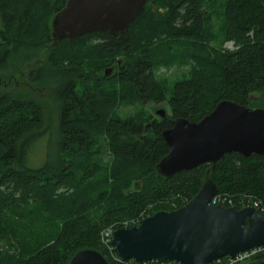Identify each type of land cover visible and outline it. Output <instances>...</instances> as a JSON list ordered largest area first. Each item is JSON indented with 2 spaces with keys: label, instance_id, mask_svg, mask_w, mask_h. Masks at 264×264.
Here are the masks:
<instances>
[{
  "label": "trees",
  "instance_id": "16d2710c",
  "mask_svg": "<svg viewBox=\"0 0 264 264\" xmlns=\"http://www.w3.org/2000/svg\"><path fill=\"white\" fill-rule=\"evenodd\" d=\"M63 4L0 0V264H67L82 249L125 264L104 248L101 231L178 208L196 194L208 168L217 194L239 208L252 201L264 207L260 155L227 153L213 167L171 176L155 168L168 152L161 133L172 120L198 121L223 99L264 109V0H149L116 37L94 31L48 48L51 19ZM217 37L234 48H216ZM175 42L186 50L189 74L167 89L156 66L173 62ZM117 58L116 80L108 81L113 90L105 92L97 72ZM1 76L18 81L9 85ZM44 88L46 99L39 96ZM117 99L166 102L170 112L122 118L109 112ZM48 134L55 139L46 161L30 167L28 145ZM254 250L236 264H264V246Z\"/></svg>",
  "mask_w": 264,
  "mask_h": 264
},
{
  "label": "water",
  "instance_id": "95a60500",
  "mask_svg": "<svg viewBox=\"0 0 264 264\" xmlns=\"http://www.w3.org/2000/svg\"><path fill=\"white\" fill-rule=\"evenodd\" d=\"M149 0H64L53 15L51 26L54 47L62 39L74 40L83 34L102 31L118 36L141 13ZM106 70L104 76H107ZM166 118L162 108L155 111ZM162 138L168 152L155 168L159 175L171 176L200 164L211 167L227 153L264 157V109L235 101L220 100L198 121L178 117ZM206 171L196 194L171 210L147 215L138 225L113 231L111 244L117 255L142 262L153 259L179 264H208L222 257L264 246V217L252 205L212 204L217 186ZM67 264H109L93 249L77 251Z\"/></svg>",
  "mask_w": 264,
  "mask_h": 264
},
{
  "label": "rangeland",
  "instance_id": "374dc122",
  "mask_svg": "<svg viewBox=\"0 0 264 264\" xmlns=\"http://www.w3.org/2000/svg\"><path fill=\"white\" fill-rule=\"evenodd\" d=\"M216 8V6H215ZM215 25H214V32L219 35L220 28L222 25L221 17L219 16L218 13H215ZM226 42H220L219 38L217 37L215 40L211 42L213 46L216 48H221V49H226ZM171 51L170 53L175 52V59L172 61L165 62L164 60H160L156 66V74L159 80L162 81L163 85L167 89H170L173 85V83L177 80H181L182 78L188 77V71H189V63L188 57L186 56V50L182 46L181 43L175 42L171 44ZM172 56V54H171ZM170 56V57H171ZM174 57V56H173ZM170 59V58H169ZM172 59V58H171ZM118 61V58H117ZM122 61L115 62L113 65L104 67L101 71L97 72L98 75L103 76L106 70H109V73L107 76H104L107 82L103 85L105 88V92H109L110 90L112 91L113 89L111 88L110 83H108L109 80H111L113 83L116 80V73L118 71V67L121 64ZM1 78L4 81H7L9 85L17 83L16 81L18 80H8L7 78ZM97 80H102L101 77L97 76L95 77ZM7 79V80H6ZM93 80V79H91ZM91 80H88L89 84H86L85 88L89 89V85L92 83ZM20 81H25V80H20ZM111 82V83H112ZM1 85V84H0ZM116 87V85H115ZM39 96L41 98H48V91L46 88L39 90ZM125 99L115 101L114 105H112V109L109 111L111 114L116 115L118 117H129L131 115L135 114H146L148 115L151 119L153 118H160L159 116L156 115L155 111L157 109H164L166 111V114H168L169 107L166 102H160V103H149L146 105H132V104H127L125 103ZM49 118V116H48ZM48 120L46 119V124ZM54 127V126H51ZM46 128V127H45ZM48 128V127H47ZM55 137L53 135H47V137L41 136V138L35 139L28 145V151H27V162L30 165V167L37 168L40 167L44 164L46 161V154L48 148L53 145ZM136 187L139 188L140 182L135 181L134 182ZM256 250H252L250 252L249 256L255 253Z\"/></svg>",
  "mask_w": 264,
  "mask_h": 264
},
{
  "label": "built area",
  "instance_id": "2783aa9c",
  "mask_svg": "<svg viewBox=\"0 0 264 264\" xmlns=\"http://www.w3.org/2000/svg\"><path fill=\"white\" fill-rule=\"evenodd\" d=\"M226 48L233 49L234 48L233 43L231 41H227L226 42ZM211 203L214 205L220 204V205H224V206L233 205L231 199H229L228 197L223 196L221 194H217V193L212 197ZM247 205H252V206L256 207L257 209H259L260 213H261V211L264 212V207L262 205H260L259 202L252 201V203H249ZM144 217L145 216L143 214H140L139 216H137L135 218L113 223V224L105 227L101 231L100 241L110 255L113 256L112 251L114 249V247L111 244V237H112L113 231L117 228H120V227L127 228V227L138 225L140 223V221L142 220V218H144ZM252 250L253 249L238 253L233 258L227 257L225 264H236L238 262L243 261L244 259H246L249 256V254H250V252H252ZM113 257L118 261H124L125 264H179L175 261H166L163 259H153V260H147V261H142V262H136L132 259L124 260V259L120 258L118 255H117V257H115V256H113ZM215 263H217V264L221 263V258L216 259V260H214L208 264H215Z\"/></svg>",
  "mask_w": 264,
  "mask_h": 264
},
{
  "label": "bare ground",
  "instance_id": "6f19581e",
  "mask_svg": "<svg viewBox=\"0 0 264 264\" xmlns=\"http://www.w3.org/2000/svg\"><path fill=\"white\" fill-rule=\"evenodd\" d=\"M137 17V16H136Z\"/></svg>",
  "mask_w": 264,
  "mask_h": 264
}]
</instances>
